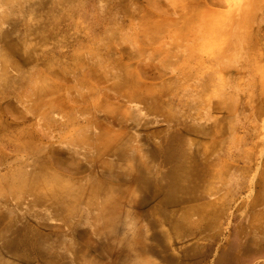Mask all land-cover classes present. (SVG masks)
I'll return each mask as SVG.
<instances>
[{"label":"rangeland","instance_id":"1","mask_svg":"<svg viewBox=\"0 0 264 264\" xmlns=\"http://www.w3.org/2000/svg\"><path fill=\"white\" fill-rule=\"evenodd\" d=\"M14 11L0 264H264V0Z\"/></svg>","mask_w":264,"mask_h":264},{"label":"clouds","instance_id":"2","mask_svg":"<svg viewBox=\"0 0 264 264\" xmlns=\"http://www.w3.org/2000/svg\"><path fill=\"white\" fill-rule=\"evenodd\" d=\"M25 3V0H0V20H2L5 17L13 16L16 14H19V11L23 7V4ZM223 3L226 5H239L244 6L247 3V0H223ZM31 19V17H29ZM3 27H7L6 24L2 25ZM215 86L213 87V91H215ZM57 194H67V191L71 188L70 184H64V183H58L57 184ZM147 225V222L144 223ZM131 225H128V228L131 229ZM92 232L94 233V229H92ZM70 258L72 257V253H68ZM138 264H141V262H138Z\"/></svg>","mask_w":264,"mask_h":264},{"label":"crops","instance_id":"3","mask_svg":"<svg viewBox=\"0 0 264 264\" xmlns=\"http://www.w3.org/2000/svg\"><path fill=\"white\" fill-rule=\"evenodd\" d=\"M176 6V5H175ZM177 7L179 8V6L177 5ZM194 14V13H193ZM195 15V14H194Z\"/></svg>","mask_w":264,"mask_h":264}]
</instances>
